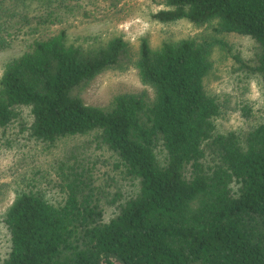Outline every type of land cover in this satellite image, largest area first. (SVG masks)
I'll list each match as a JSON object with an SVG mask.
<instances>
[{
    "label": "trees",
    "instance_id": "16d2710c",
    "mask_svg": "<svg viewBox=\"0 0 264 264\" xmlns=\"http://www.w3.org/2000/svg\"><path fill=\"white\" fill-rule=\"evenodd\" d=\"M30 1L0 0V50L18 37L26 44L2 67L0 137L21 120L45 148L83 139L22 177L0 213V264H264V0H164L153 20L185 19L201 31L157 48L143 37L134 56L123 34L84 47L65 29L41 32L80 0H37L35 16ZM230 36L257 44L233 57L237 88L246 94L255 80L263 113L222 129L226 99L206 78ZM129 65L153 89L151 100L83 101L80 90L96 75ZM236 108L246 121L255 116L246 99Z\"/></svg>",
    "mask_w": 264,
    "mask_h": 264
},
{
    "label": "rangeland",
    "instance_id": "374dc122",
    "mask_svg": "<svg viewBox=\"0 0 264 264\" xmlns=\"http://www.w3.org/2000/svg\"><path fill=\"white\" fill-rule=\"evenodd\" d=\"M164 0H121L117 6H110L105 0L67 1V5L59 8L62 21L42 28L45 32L54 33L65 29L69 41L75 45L89 46L105 41L111 36L123 34L129 42L132 56L137 53L140 40L148 38L152 48L159 47L165 41H176L194 36L201 31L196 25L182 19L177 22L160 23L151 18V13L163 7ZM57 3L53 6L56 7ZM31 16L39 15L43 10L40 2L31 0L27 9ZM30 37H33L31 35ZM229 47L217 50L214 54V66L207 75L208 90L226 99V111L219 118L222 129L247 127L259 120L263 113V101L258 83L253 80L249 91L241 94L237 88L238 63L234 53L250 56L256 52L257 44L249 38L238 36L227 37ZM96 44V43H95ZM26 44L20 37L12 41L6 49L0 50V76L5 62L24 51ZM120 93H144L152 99L154 91L140 80L137 69L133 65L126 68H110L100 72L84 88L80 96L86 104L107 107L113 97ZM241 99H246L254 107V118L246 121L236 105ZM30 121L29 112L24 109L23 117ZM21 120L14 123L7 136L0 137V213L12 203L15 188L19 186L22 177L33 169H46L48 164L63 153L67 146L79 143L83 137H69L58 141V144L45 148L31 140L26 132L21 130ZM6 137L10 142L4 143ZM106 157L110 153H105ZM3 231L0 228V241ZM0 250H3L0 242Z\"/></svg>",
    "mask_w": 264,
    "mask_h": 264
}]
</instances>
